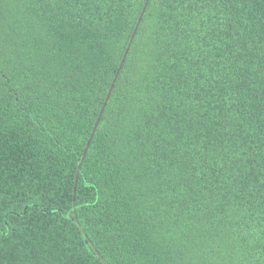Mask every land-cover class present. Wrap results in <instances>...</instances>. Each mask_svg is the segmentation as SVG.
<instances>
[{"label": "trees", "instance_id": "16d2710c", "mask_svg": "<svg viewBox=\"0 0 264 264\" xmlns=\"http://www.w3.org/2000/svg\"><path fill=\"white\" fill-rule=\"evenodd\" d=\"M145 2L0 0V264H264V0Z\"/></svg>", "mask_w": 264, "mask_h": 264}, {"label": "water", "instance_id": "95a60500", "mask_svg": "<svg viewBox=\"0 0 264 264\" xmlns=\"http://www.w3.org/2000/svg\"><path fill=\"white\" fill-rule=\"evenodd\" d=\"M147 2H148V0H146L145 5H147ZM145 5H144V8H143V10H142V13H143V11H144V9H145ZM142 13L140 14V18L138 19L137 24L140 22V19H141V17H142ZM137 24H136V26H137ZM132 37H133V36H131V39H132ZM131 39H130V41H129V43H128V47H127L125 53H127V51H128L129 45H130V43H131ZM122 61H123V59H122ZM120 69H121V68L118 67L116 73L119 72ZM116 73H115V76H114L113 81H115L116 78H117ZM113 81H112V82H113ZM112 88H113V84L110 85V88H109L108 92H111ZM108 97H109V96H106V99H105V100H107ZM103 108H104V104H103V107H102L101 109L103 110ZM100 117H101V111H99L98 118H97V120H96V122H95V124H94V127H93V130H92V133H91L90 138L93 136V133H94V131H95L97 125H98V122H99ZM88 146H89V141L87 142L86 147H85V149H84V151H83V155H82V159H81V161L83 160V158H84V156H85V153H86V151H87ZM80 164H81V163H80ZM79 166H80V165H78V169H79Z\"/></svg>", "mask_w": 264, "mask_h": 264}, {"label": "snow or ice", "instance_id": "6c2138e0", "mask_svg": "<svg viewBox=\"0 0 264 264\" xmlns=\"http://www.w3.org/2000/svg\"><path fill=\"white\" fill-rule=\"evenodd\" d=\"M145 7H147V5H145ZM130 35L133 36V38L135 37V33H131ZM129 47H130V45H129ZM121 55L122 56H127V53H122ZM118 64H119V67L121 69H123L125 67L123 61H119ZM116 75H117V77H119L120 73L117 72ZM112 84H113V86H115V81H113ZM106 95L111 97V92L106 93ZM107 102H108L107 100H102L101 101V103L104 104V105H106ZM100 111H101V115H103V110L101 109Z\"/></svg>", "mask_w": 264, "mask_h": 264}]
</instances>
